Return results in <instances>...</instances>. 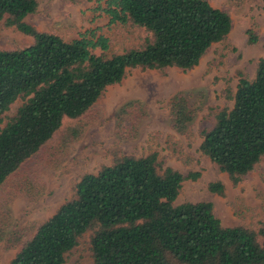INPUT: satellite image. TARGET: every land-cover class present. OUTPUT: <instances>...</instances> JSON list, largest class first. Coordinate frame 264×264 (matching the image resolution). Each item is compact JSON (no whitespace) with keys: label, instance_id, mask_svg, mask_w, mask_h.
<instances>
[{"label":"trees","instance_id":"16d2710c","mask_svg":"<svg viewBox=\"0 0 264 264\" xmlns=\"http://www.w3.org/2000/svg\"><path fill=\"white\" fill-rule=\"evenodd\" d=\"M38 7V0H0V17L8 15V24L33 40L18 49L0 48V125L10 107L25 100L0 127V188L65 119L85 115L129 69H192L232 28L229 12L208 0H107L111 23L148 34L140 47L111 54L109 38L93 32L68 41L37 30L25 19ZM170 105L174 129L185 133L195 117L193 105L183 93ZM200 149L235 183L262 161L264 58L253 80L240 77L233 107L203 132ZM199 175L161 169L157 153L117 157L84 175L75 197L38 225L8 264H64L89 231L94 264H264V222L258 231L226 227L211 202L175 204L183 181ZM209 188L225 191L221 182Z\"/></svg>","mask_w":264,"mask_h":264},{"label":"rangeland","instance_id":"374dc122","mask_svg":"<svg viewBox=\"0 0 264 264\" xmlns=\"http://www.w3.org/2000/svg\"><path fill=\"white\" fill-rule=\"evenodd\" d=\"M229 12L232 28L224 40L212 45L192 69L165 67L129 69L124 79L109 86L90 110L78 119H65L61 129L26 161L0 188V264H8L48 220L73 199L81 178L97 173L120 156L157 153L160 168L172 167L185 179L175 204L208 201L226 227L258 231L264 222V158L255 170L235 183L200 145L217 115L231 109L241 76L253 80L264 58V1L208 0ZM27 23L68 41L83 35L109 38L110 53L140 47L148 34L110 22L104 12L107 0H38ZM0 17V48L18 49L33 40ZM256 41H250V33ZM99 52V50L97 51ZM183 93L195 109L185 133L174 129L171 99ZM25 102L18 99L4 114L3 128ZM77 131V135L72 132ZM213 182L224 194L210 190ZM89 231L67 253L64 264H94Z\"/></svg>","mask_w":264,"mask_h":264}]
</instances>
